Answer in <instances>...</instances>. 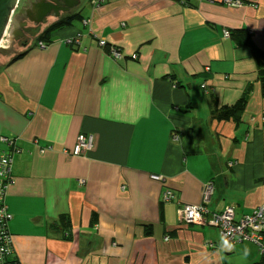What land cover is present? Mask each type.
Wrapping results in <instances>:
<instances>
[{"label":"crops","instance_id":"1","mask_svg":"<svg viewBox=\"0 0 264 264\" xmlns=\"http://www.w3.org/2000/svg\"><path fill=\"white\" fill-rule=\"evenodd\" d=\"M238 1L241 7L222 0H89L74 12L87 26L74 21L41 46L37 37L25 55L0 67V136L16 137L21 149L6 195L16 260H261L249 242L225 251L216 228L179 223L176 205L161 201L170 190L179 204L198 206L211 182L209 212L233 207L238 218L264 204V98L253 54L264 53V0ZM224 31H243L249 44L224 38ZM77 34L79 46L63 42ZM248 86L239 123L213 118ZM85 133L100 135L97 154L70 156Z\"/></svg>","mask_w":264,"mask_h":264},{"label":"built area","instance_id":"2","mask_svg":"<svg viewBox=\"0 0 264 264\" xmlns=\"http://www.w3.org/2000/svg\"><path fill=\"white\" fill-rule=\"evenodd\" d=\"M103 1V0H102ZM188 0H183L187 2ZM212 2L213 0H205ZM222 4L227 7H241L238 0H222ZM79 26L88 25V20L78 22ZM81 34L72 38H65L63 42L68 46H79ZM224 38H229V32H223ZM97 45L105 48L107 43L104 39H97ZM41 46V43L38 44ZM86 51L85 47H82ZM109 54L114 60H120L121 54L118 49L109 47ZM208 70V68H207ZM205 90V84L202 85ZM207 91V89H206ZM174 139H177L174 136ZM0 264H22L14 258L13 241L9 231V222L12 219L6 204L8 188L14 184L11 175V166L16 155L21 153L17 144V139L13 137L0 136ZM100 135L95 133H85L78 135L72 151L68 154L73 156L96 155L99 150ZM153 180L162 181L160 176H152ZM80 181L79 184L83 185ZM213 192V184L206 183L203 190L201 204L198 206L182 205L177 201V194L170 190L162 193V203H174L179 223L188 225H209L219 233L220 245L225 251H232L233 248L242 242H249L257 246L259 255L264 258V204L258 206L250 215L235 217V209L226 207L221 212H209L206 204Z\"/></svg>","mask_w":264,"mask_h":264},{"label":"trees","instance_id":"3","mask_svg":"<svg viewBox=\"0 0 264 264\" xmlns=\"http://www.w3.org/2000/svg\"><path fill=\"white\" fill-rule=\"evenodd\" d=\"M198 1H201V0H198ZM84 19H86V18L81 17L80 13H77L75 15H72L70 18L66 19L65 21H61L60 23L53 25L52 27L48 28L47 30H45L44 32H42L39 35V38H38L39 43H41V45L45 44V43H49V41H50L49 37L54 30L59 29L63 26H70L74 21L79 22V21L84 20ZM229 38H233V40L238 45H248L249 44L247 36L245 35V33L243 31L235 32L232 34L229 33ZM1 53L2 52L0 51V58L1 57L5 58V60L0 61V67H2L4 65H8L11 62H13V61L19 59L20 57H22L23 55H25V52H23V53H19L16 56L12 57L9 54H6L5 56H1ZM253 54H254V58H255L256 62L258 63V77H257V79H258V83L260 84L262 98H264V53H261L257 49H253ZM206 89H205V91H206ZM207 91H208V89H207ZM249 91H250V86H248V88L245 91V93L243 94V96L234 105L223 106L220 109L215 108L212 112L213 118L216 120H219V121L232 120L236 123H239V121L241 120V116L245 110L246 104H247V100H248L247 95H248ZM174 136H176V135H173V137ZM5 137H13V136H5ZM13 138H16V137H13ZM174 140H176V139H174ZM17 143H18V140H17ZM0 147H2V146L0 145ZM70 156H73V155H70ZM11 168H12V166H11ZM60 220L63 224H66V226H68L69 221H68L67 217L62 216V217H60ZM9 224H10V222H9ZM9 224H8V226H9ZM150 233H151L150 229H147L145 234L150 235ZM257 264H264V258H261V260Z\"/></svg>","mask_w":264,"mask_h":264},{"label":"water","instance_id":"4","mask_svg":"<svg viewBox=\"0 0 264 264\" xmlns=\"http://www.w3.org/2000/svg\"><path fill=\"white\" fill-rule=\"evenodd\" d=\"M84 2L85 0H26L25 6L21 8L17 15L26 18L27 21L33 24H37L51 11L56 13L60 10L70 14L71 11H78ZM19 4L20 0H0V44L4 38L11 36L10 31ZM21 25L24 28L26 26L25 23Z\"/></svg>","mask_w":264,"mask_h":264},{"label":"flooded vegetation","instance_id":"5","mask_svg":"<svg viewBox=\"0 0 264 264\" xmlns=\"http://www.w3.org/2000/svg\"><path fill=\"white\" fill-rule=\"evenodd\" d=\"M25 3H26V0H23L22 5L18 6L17 10L15 11L16 17H15L14 22L12 23V27L10 31L12 41L9 42L8 44L9 51L6 52V54H9L10 56H13L14 53L16 55L19 54L20 53L19 50L22 47L27 46V44H29L32 40H34L35 39L34 37L41 34L48 28L52 27L53 25H56L60 23L61 21H65L66 19L74 15V11H71L70 14L61 12L60 10L57 11L56 13L51 11L39 23L33 24L32 22L27 21L26 18H22L19 15H17L19 14L21 8L25 6ZM56 14L57 16H55ZM22 23L26 24L25 28L22 27L21 25Z\"/></svg>","mask_w":264,"mask_h":264},{"label":"rangeland","instance_id":"6","mask_svg":"<svg viewBox=\"0 0 264 264\" xmlns=\"http://www.w3.org/2000/svg\"><path fill=\"white\" fill-rule=\"evenodd\" d=\"M22 2H23V0H20V5H19V6L22 5ZM88 4H89V0H85L83 6H82L81 8H86V7H88ZM81 8H80L79 10H81ZM39 35H40V34H39ZM39 35H37V36L34 37V38L39 37ZM9 37L11 38V36H9ZM9 37L7 36L6 38H4V39H5V40H4V43L2 44V47H1V49H0V51L2 52V53H1V56H4V55L6 54V52L9 51V49H8V44H9L10 41H12V38L10 39ZM34 40H35V39H34ZM34 40H32L29 44H27V46L22 47V48L19 50V52H20V53L25 52V50H27V48L30 47L31 44L34 43ZM17 51H18V50H17ZM17 51H16V52H17ZM14 56H16L15 53L13 54L12 57H14ZM3 60H5V58H2V57H1V58H0V61H3Z\"/></svg>","mask_w":264,"mask_h":264},{"label":"bare ground","instance_id":"7","mask_svg":"<svg viewBox=\"0 0 264 264\" xmlns=\"http://www.w3.org/2000/svg\"><path fill=\"white\" fill-rule=\"evenodd\" d=\"M4 40H5V39H3V40L1 41L0 48L2 47V44L4 43Z\"/></svg>","mask_w":264,"mask_h":264}]
</instances>
